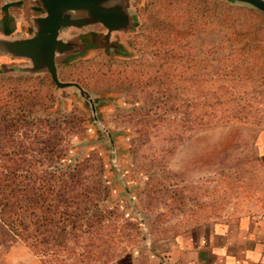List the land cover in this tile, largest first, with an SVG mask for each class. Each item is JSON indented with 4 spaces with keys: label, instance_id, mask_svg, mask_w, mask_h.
Instances as JSON below:
<instances>
[{
    "label": "rangeland",
    "instance_id": "1",
    "mask_svg": "<svg viewBox=\"0 0 264 264\" xmlns=\"http://www.w3.org/2000/svg\"><path fill=\"white\" fill-rule=\"evenodd\" d=\"M130 6L119 53L58 69L94 111L49 75L0 72L1 94L25 91L14 140L61 150L89 195L26 232L0 221V264H130L194 225L264 214V14L231 0Z\"/></svg>",
    "mask_w": 264,
    "mask_h": 264
},
{
    "label": "crops",
    "instance_id": "2",
    "mask_svg": "<svg viewBox=\"0 0 264 264\" xmlns=\"http://www.w3.org/2000/svg\"><path fill=\"white\" fill-rule=\"evenodd\" d=\"M43 16L45 13L37 0H0V39L29 38L34 31L33 19ZM105 33V29L96 24L66 29L59 37L87 46L98 42L97 38ZM121 36L122 33L113 34V43L120 45ZM17 65H26V61L0 54V72ZM254 149L257 158L264 163V129L255 136ZM130 264H264V214L194 225L163 254L133 257Z\"/></svg>",
    "mask_w": 264,
    "mask_h": 264
},
{
    "label": "trees",
    "instance_id": "3",
    "mask_svg": "<svg viewBox=\"0 0 264 264\" xmlns=\"http://www.w3.org/2000/svg\"><path fill=\"white\" fill-rule=\"evenodd\" d=\"M22 94L25 91L0 93V138L5 139V143L0 141V221L13 234L18 227L26 232L30 220L52 222L44 213L50 210L56 213L60 207L76 208L80 200L89 197L88 187L77 179L78 168L72 169L68 164V171L61 170L65 167L61 161H67L61 158V150L43 141L37 142L43 147L32 150V143L14 140L16 129L26 119L20 114L25 108L14 104ZM30 124L36 125L35 121H28L27 125ZM32 151L36 153L33 155L44 154V157L31 158Z\"/></svg>",
    "mask_w": 264,
    "mask_h": 264
},
{
    "label": "water",
    "instance_id": "4",
    "mask_svg": "<svg viewBox=\"0 0 264 264\" xmlns=\"http://www.w3.org/2000/svg\"><path fill=\"white\" fill-rule=\"evenodd\" d=\"M45 16L33 19L34 31L29 38L19 40L0 39V54L23 59L26 65H17L12 71L21 74L49 75L57 88L75 87L94 103L78 84L59 80L58 69L62 65L88 53L117 52L120 45L112 41L115 33L125 34L133 26L131 0H37ZM249 6L264 14V0H231ZM99 24L106 33L98 42L87 46L79 41H66L59 37L69 28L82 29ZM71 60V61H69Z\"/></svg>",
    "mask_w": 264,
    "mask_h": 264
}]
</instances>
